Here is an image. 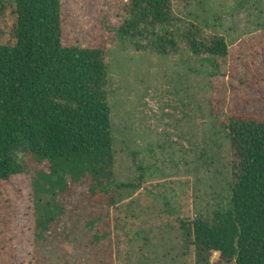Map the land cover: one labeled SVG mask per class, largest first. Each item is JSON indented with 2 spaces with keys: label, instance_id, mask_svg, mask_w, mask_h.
<instances>
[{
  "label": "rangeland",
  "instance_id": "374dc122",
  "mask_svg": "<svg viewBox=\"0 0 264 264\" xmlns=\"http://www.w3.org/2000/svg\"><path fill=\"white\" fill-rule=\"evenodd\" d=\"M123 2L62 0L65 45L107 40L112 189L120 199L106 205L77 184L38 240L31 178L40 165L30 162L11 178L0 264H197L182 221L210 219L228 202L233 169L222 118L230 107L264 115V0L173 1L175 32L198 26L207 42L225 38L228 54L218 61L194 55L181 36L178 52L137 50L115 27ZM132 183L139 186H125Z\"/></svg>",
  "mask_w": 264,
  "mask_h": 264
},
{
  "label": "trees",
  "instance_id": "16d2710c",
  "mask_svg": "<svg viewBox=\"0 0 264 264\" xmlns=\"http://www.w3.org/2000/svg\"><path fill=\"white\" fill-rule=\"evenodd\" d=\"M173 1L125 0L116 30L137 50L178 52L181 36L194 55L225 57L223 36L207 42L198 26L174 31ZM63 20L62 0H0V218L12 220V176L28 172L30 162L40 165L31 178L38 240L77 184H89L106 202L98 200L101 207L120 199L112 189L107 40L96 47L65 45ZM222 123L233 169L228 202L210 219L183 220L182 228L197 264H210L214 252L219 257L212 264H264V115L230 107Z\"/></svg>",
  "mask_w": 264,
  "mask_h": 264
}]
</instances>
